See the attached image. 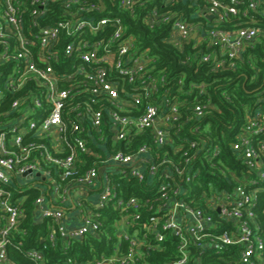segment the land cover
I'll return each instance as SVG.
<instances>
[{"label": "built area", "instance_id": "built-area-1", "mask_svg": "<svg viewBox=\"0 0 264 264\" xmlns=\"http://www.w3.org/2000/svg\"><path fill=\"white\" fill-rule=\"evenodd\" d=\"M117 1V0H116ZM177 1V0H169ZM247 10H257L262 0H246ZM61 2L60 19L42 24L49 3ZM133 9L138 0H118ZM242 0H209L201 16L223 22L239 13ZM0 11V264H17L8 254L11 233L25 216L24 197L12 200L16 183L32 184L40 194L35 199L36 219H53L49 241L59 236L82 238L101 226V211L112 206L119 211L118 236L129 243L112 256L91 262L68 259L63 264H136L142 249H160L169 235L178 238V257L171 264H188L191 245L212 246L218 251L240 245V264H264V240L258 234L255 207L258 192L264 190V105L248 118L232 147L248 172L228 173L231 190L216 189L205 194L207 209L187 199L191 175H185L193 159L203 152L208 160L220 155L219 147L209 152L202 140L182 139L173 146L179 162L160 153L175 143L179 133L209 106H190L166 74L157 72L153 58L138 51L132 36L126 35L121 18L97 16L104 5L88 0H1ZM264 16V9L261 10ZM29 16V20H27ZM151 27L172 23L169 41L176 46L209 37V48L220 52L202 56L213 62V70L233 66L245 48L264 36L254 21L239 23L233 30L199 29L176 12L147 14ZM194 34L196 36L194 37ZM229 58L227 62L223 52ZM201 93L206 86H198ZM264 102V92L258 99ZM134 147L137 137H147ZM148 139V138H147ZM95 159L78 175L82 156ZM163 155V156H162ZM223 165L222 162H220ZM221 168V167H220ZM56 172V175L54 173ZM28 172V175L25 173ZM224 172V171H223ZM194 176L199 171L194 172ZM130 176L139 182L157 183L155 191L142 199L121 195L115 176ZM70 180V181H67ZM96 197L87 198V193ZM76 208L81 223L66 225L67 209ZM134 230L130 233V227ZM123 228V229H121ZM35 264H46L44 254L26 252Z\"/></svg>", "mask_w": 264, "mask_h": 264}, {"label": "trees", "instance_id": "trees-1", "mask_svg": "<svg viewBox=\"0 0 264 264\" xmlns=\"http://www.w3.org/2000/svg\"><path fill=\"white\" fill-rule=\"evenodd\" d=\"M88 1L104 5L102 11L93 14L122 19L126 35L134 38L135 48L138 51H146L153 58L152 65L155 66V70L166 74L168 81L174 87L182 85L189 92L187 95L180 94V97L187 98L190 106L197 102L209 105L200 118H194L193 110L190 108V116H192L190 123L183 126L178 134L173 130L175 143L167 144L160 151L161 154L165 156L167 154L172 160L179 162V155L174 152L173 146L183 143L184 138L203 140L209 152L219 147V157L208 160L201 152L193 159L191 166L187 167L189 172L185 173L192 176L189 182L184 179V187L188 188L187 199L192 205L207 209L203 197L205 194H210L216 189L231 190L232 184L228 180V173L235 171L238 175H242L248 172L243 162L237 160L232 144L242 128L247 125L248 118L261 104L264 105V102H258L264 92V36L260 35L255 42L248 45L242 56L234 60L233 66L215 71L212 61L202 60L204 54L220 52V49L209 48L208 34H205V39L200 44H197V39L193 38L189 42H184L181 47L176 46L168 39L172 31V23L165 22L151 27L147 22V14L155 8L159 12H176L183 19L199 24V29L203 32L212 27L233 30L239 26V23L246 25L250 21H254L253 25L264 30V16L261 14L264 0L257 10L249 11L248 15H245L247 1L242 0L238 5L239 13L230 14L226 21L220 23L213 22L210 17L201 16L202 10L209 5V0H138L133 9L121 7L118 0ZM2 9L0 0V11ZM48 9L45 17L40 20L42 24H52L60 19L62 3H49ZM29 18L27 16V20ZM223 56L228 62L226 51L223 52ZM201 84L206 86L203 93L198 88ZM137 138L134 147L144 141L150 142L148 133L147 137ZM95 159L98 158L83 155L78 175L84 174ZM195 171L199 173L194 176ZM115 178L120 183L121 195L126 198L136 195L144 199L157 187V183L151 185L147 184V181L139 182L130 176L119 178L116 175ZM10 189L13 192V201L20 197L25 198L23 201L25 216L18 228L11 233L12 242L7 245L9 256L17 264H35L26 254L32 249L44 254L46 264H63L68 259L75 262H91L102 256H112L119 246L121 253L128 251V241L118 236L119 211L112 206L101 211V226L97 232H89L82 238L59 236L52 244L49 241V233L54 224L53 219L51 217L42 221L36 219L34 202L40 194L39 189L32 184L19 183ZM255 210L258 234L264 240V190L258 192ZM133 230L134 227L131 226L130 233H134ZM178 241V238L172 234L161 243L160 249L146 250L143 247L140 249L142 255L136 256V264H171L179 255ZM190 249L192 251L188 264H240L237 262L241 252L240 245H227L219 251L212 246H205L201 253H199L200 247L195 245H191ZM261 260L264 261V250Z\"/></svg>", "mask_w": 264, "mask_h": 264}, {"label": "crops", "instance_id": "crops-1", "mask_svg": "<svg viewBox=\"0 0 264 264\" xmlns=\"http://www.w3.org/2000/svg\"><path fill=\"white\" fill-rule=\"evenodd\" d=\"M87 198L91 201H95L96 197L94 195H91L92 193L86 192ZM81 223V215L79 214V211L76 210V208L67 209L66 213V225L69 228L76 227Z\"/></svg>", "mask_w": 264, "mask_h": 264}, {"label": "water", "instance_id": "water-1", "mask_svg": "<svg viewBox=\"0 0 264 264\" xmlns=\"http://www.w3.org/2000/svg\"><path fill=\"white\" fill-rule=\"evenodd\" d=\"M210 18H212V16H209ZM196 36V34H194V37ZM25 175H28V172L25 173Z\"/></svg>", "mask_w": 264, "mask_h": 264}, {"label": "rangeland", "instance_id": "rangeland-1", "mask_svg": "<svg viewBox=\"0 0 264 264\" xmlns=\"http://www.w3.org/2000/svg\"><path fill=\"white\" fill-rule=\"evenodd\" d=\"M121 229H123V228H121Z\"/></svg>", "mask_w": 264, "mask_h": 264}]
</instances>
